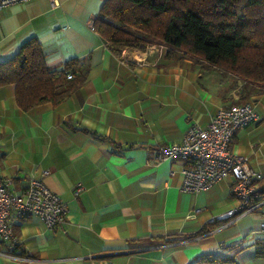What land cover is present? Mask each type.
Listing matches in <instances>:
<instances>
[{"label": "crops", "instance_id": "crops-1", "mask_svg": "<svg viewBox=\"0 0 264 264\" xmlns=\"http://www.w3.org/2000/svg\"><path fill=\"white\" fill-rule=\"evenodd\" d=\"M104 2L29 0L0 9V61L36 37L51 69L76 61L86 76L61 103L28 111L14 85L0 87V175L16 192L41 178L68 205L55 228L36 215L14 219L17 251L41 259L34 264H206L200 257L211 253L264 264V204L211 222L239 204L233 178L184 191L185 161L156 158L159 145L181 142L193 123L250 102L259 118L236 132L232 148L262 172L264 199V88L204 59L161 54L157 44L115 54L91 28ZM78 183L85 188L75 196ZM0 264L25 263L0 256Z\"/></svg>", "mask_w": 264, "mask_h": 264}, {"label": "trees", "instance_id": "trees-1", "mask_svg": "<svg viewBox=\"0 0 264 264\" xmlns=\"http://www.w3.org/2000/svg\"><path fill=\"white\" fill-rule=\"evenodd\" d=\"M93 25L117 55L123 49L164 44L167 56L181 52L183 57L204 59L264 88V0H105ZM76 65L70 61L62 70L51 69L41 43L32 37L14 56L0 61V87L14 85L24 111L46 102L57 105L85 81ZM257 242L262 254L264 239ZM200 260L236 264L233 257L218 253Z\"/></svg>", "mask_w": 264, "mask_h": 264}, {"label": "built area", "instance_id": "built-area-1", "mask_svg": "<svg viewBox=\"0 0 264 264\" xmlns=\"http://www.w3.org/2000/svg\"><path fill=\"white\" fill-rule=\"evenodd\" d=\"M25 1L29 0H0V9ZM51 1L58 4V0ZM91 28L95 30L93 24ZM157 45V50L161 54L168 49L167 45ZM68 77H72V74L69 73ZM258 118L250 102L233 103L219 108L207 125L193 123L181 142L162 144L156 150V158L159 160L185 161L182 185L184 191L206 190L227 176L233 178L231 190L239 204L212 217L211 222L237 219L260 209L264 204L259 185L263 178L262 172L250 164L247 155L240 154L232 148L236 132ZM10 183L11 179L0 175V244L7 246L0 248V256L25 264H34L41 259L17 251L20 237L14 231L13 220L36 215L47 227L55 228L65 221L68 205L41 178H30L20 192L12 190ZM84 188L83 184L78 183L74 188V195H80ZM260 230L264 234V212Z\"/></svg>", "mask_w": 264, "mask_h": 264}]
</instances>
